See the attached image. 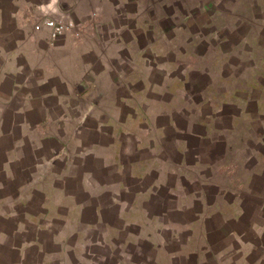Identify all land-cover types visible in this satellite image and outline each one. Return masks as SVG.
I'll use <instances>...</instances> for the list:
<instances>
[{"label": "rangeland", "instance_id": "374dc122", "mask_svg": "<svg viewBox=\"0 0 264 264\" xmlns=\"http://www.w3.org/2000/svg\"><path fill=\"white\" fill-rule=\"evenodd\" d=\"M73 5L34 23L68 26L57 45L82 42L86 84L49 101L55 136L13 165L26 170L7 194L40 177L30 199L62 204L28 202L29 264H264V0ZM62 150L72 173L36 164Z\"/></svg>", "mask_w": 264, "mask_h": 264}, {"label": "crops", "instance_id": "0c3cea01", "mask_svg": "<svg viewBox=\"0 0 264 264\" xmlns=\"http://www.w3.org/2000/svg\"><path fill=\"white\" fill-rule=\"evenodd\" d=\"M76 1L78 2L70 1L68 5L65 0V4L61 5L62 0H48L37 4L30 3L29 0H12L16 10L8 13V16L0 7V194H3L0 195V264H29L28 247L22 242L28 229L27 222L32 219L26 215L29 203L31 208H39L44 213L49 207H54L52 213H60V202L51 205L50 201L46 202L44 199H30L28 192L34 185L35 189H42L37 186L40 177L27 183L17 182L15 195L6 192L13 182L20 179L18 170H26L22 164L18 169L13 167L20 160H26V156H23L26 148L31 143L34 147L32 144L30 146L35 148L46 137L55 136L53 133H45L46 127L54 120L46 117V110L50 109L49 101L55 100L60 108L64 98L71 99L77 96V92H84V74L81 73L79 64L83 55L82 42L76 40L69 43L66 40L57 45V40L51 38L48 30L34 29L37 20L63 17L60 8L66 6L67 9H73ZM79 25L84 26V23ZM206 71L209 72V69H205ZM209 75L212 78L218 76L214 73ZM259 78L262 80L264 76L261 74ZM34 111L43 112V117L33 123L28 113ZM191 125L197 127L202 124L193 122ZM28 134H37L38 144ZM197 138L205 139L199 136ZM56 161L64 162V168L68 165V171L71 172V160H68L63 150L50 157L46 163L36 164H39L38 167L50 168ZM47 172L43 170V173ZM206 206L204 205V209L208 214H203V219L210 215V209H206ZM182 207V212L187 211L185 205ZM43 218L44 214L39 217ZM235 251L231 250L230 254Z\"/></svg>", "mask_w": 264, "mask_h": 264}, {"label": "built area", "instance_id": "2783aa9c", "mask_svg": "<svg viewBox=\"0 0 264 264\" xmlns=\"http://www.w3.org/2000/svg\"><path fill=\"white\" fill-rule=\"evenodd\" d=\"M68 29L69 27L65 26L62 22L54 20H45L43 23L36 26V30L38 31L48 30L53 40H56L65 34Z\"/></svg>", "mask_w": 264, "mask_h": 264}]
</instances>
